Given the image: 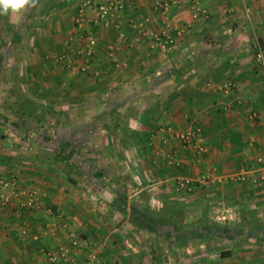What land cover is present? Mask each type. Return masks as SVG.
<instances>
[{
    "label": "crops",
    "instance_id": "1",
    "mask_svg": "<svg viewBox=\"0 0 264 264\" xmlns=\"http://www.w3.org/2000/svg\"><path fill=\"white\" fill-rule=\"evenodd\" d=\"M170 1V9L162 13L155 8L156 0H125L123 11L100 20H95V8H88L87 31L98 40L91 74L80 69L85 56L79 50L85 45L86 31L76 22L68 34L79 38L68 47L67 34L58 48L59 33L38 38L23 33L31 24L27 14L19 18L0 15V177L17 176L10 191L35 189L41 194V205L28 208L23 206L25 196L5 200L0 187V264H264V237L250 235L254 219L264 231V66L256 58L257 45L264 47V0H198V5L192 0ZM50 2L59 16L63 13L52 23L62 32L70 27L67 12L73 8L77 13L81 3L40 0L41 5ZM45 16L42 25L48 21ZM132 17L149 29H171L173 50L153 46L149 37L132 44L137 33L130 23ZM178 29L182 34H177ZM110 44L115 46L113 51ZM53 47L64 50L74 60L72 66L49 63L48 52ZM5 58L24 62L11 65L10 61L7 68L2 64ZM77 75L80 80L74 78ZM69 87H76L73 96L88 100L51 99ZM18 92L41 104L40 123L16 103ZM52 105L65 109L62 120L64 116L70 119L71 128L41 126L43 121L59 118L46 113ZM84 107L90 108L89 115L83 114ZM32 125L40 133H34ZM102 127L104 149L90 151L103 156L105 169L92 162L103 174L102 193L107 202L100 199L93 180L88 186L95 188L94 195L87 196L86 182L74 174L76 168L82 172L79 165L71 164L67 170L66 155L59 145L71 133L75 149L86 151L76 145L81 138L94 141ZM162 127H201L208 152L198 158L191 150H181L168 131H160ZM44 128L53 138L49 146L43 143ZM119 140L123 141L121 148H116ZM133 140L137 141L133 154L141 163L140 171L147 182L155 181L142 186V179L138 183L135 178L136 186L142 187L137 189L140 201L149 200L151 193L140 191L151 186L158 190L154 195L161 199L162 208L172 203L185 205L186 219L194 221L191 225L207 209L212 219L241 234L234 239H193L180 244L169 235L133 224L130 214L116 205V200L125 198L109 197L113 194L105 189L117 184V176L120 185H131L125 180L129 171L122 165L123 158L117 168L111 163L116 153L131 157L126 145L135 144ZM170 155H177L180 164H171ZM208 169L220 174L244 171L247 178L199 182L198 177ZM178 175L193 178L192 190L178 191ZM127 202L131 208L132 201ZM49 207L61 216L50 215ZM113 209L124 219L120 225L114 221ZM54 220L58 228L51 232ZM74 232L79 242L73 245L71 256L52 261L49 254L70 245ZM222 249L230 253L222 255Z\"/></svg>",
    "mask_w": 264,
    "mask_h": 264
},
{
    "label": "built area",
    "instance_id": "2",
    "mask_svg": "<svg viewBox=\"0 0 264 264\" xmlns=\"http://www.w3.org/2000/svg\"><path fill=\"white\" fill-rule=\"evenodd\" d=\"M194 4L198 5V0H192ZM247 1V0H244ZM155 8L160 10L162 13L167 12L171 7V1L170 0H156L155 2ZM95 8V20L105 19L108 16L114 15L115 13L119 11H123L126 8V2L125 0H102L99 2H96L95 0H83L79 6V9L77 11L76 15V23L80 28H83L86 32V35L83 36L85 39V45L83 48L79 50L81 54L85 56V62L80 66L81 71L87 72L91 69V62L94 50L96 46L98 45L97 38L90 34L87 30V21H86V12L88 8ZM130 23L134 29H136L137 33L132 38L131 43L135 44L140 42L144 37H149L152 39L153 46L161 48L163 51L171 52L174 48V38L172 35V30L168 27L165 28L162 31L149 29L145 25L143 21H140L136 19L135 17H132L130 19ZM177 34H182V30L178 29ZM76 41V36L74 34H71L65 42V45L68 47H71ZM115 48L114 44L109 45V49L113 51ZM67 54L63 53L60 55V58L64 60L66 58ZM256 58L257 61L264 66V47L261 44L257 45V52H256ZM160 131H168L171 134V137H173L176 141L179 143V148L181 150H191L193 151L198 158L203 157L207 152L208 148L204 144V135H203V129L201 127H196L193 129L188 130H172L170 127L168 128H161ZM167 141V140H166ZM165 141V142H166ZM170 162H176L177 164H180L181 160L177 157V155L172 158V155H170ZM263 158H259V161H262ZM247 175L246 172H236L234 174H220L216 172V170L208 169L205 173H203L201 176L198 177V181L204 184H207L211 181H214L216 179H219L223 182H229V181H244L246 180ZM17 176L11 175L10 177H0V187L3 189L4 192H2V197L5 200H8L11 196H18L23 195L25 196L23 201V206L32 208L41 205V194L35 189H23L18 190L14 189L13 191H10L9 189L17 184ZM176 185L179 190L184 191H190L192 190V183L193 178L186 176V175H178L175 179ZM47 212L55 217L61 216V214H58L56 210L49 207L47 209ZM225 218V217H223ZM218 219H221L218 217ZM58 228V223L56 220H54L50 224V230L51 232H55ZM72 243L70 245L61 246L58 251L55 253H50V259L52 261H56L57 258H64L65 260L68 259L71 256L72 247L73 245L78 244V236L74 232L72 233ZM95 252V250H94ZM94 255L96 254L93 253Z\"/></svg>",
    "mask_w": 264,
    "mask_h": 264
},
{
    "label": "rangeland",
    "instance_id": "3",
    "mask_svg": "<svg viewBox=\"0 0 264 264\" xmlns=\"http://www.w3.org/2000/svg\"><path fill=\"white\" fill-rule=\"evenodd\" d=\"M68 1L70 2V0H68ZM76 1H80V3L82 2V0H76ZM72 9L73 8H70L69 9L70 11L67 12L69 14L66 17V19H68V21L70 22V27H68V28L67 27H64L63 28V31L60 32V30H57V28L54 27L53 26L54 24H52V23H55V20H58L59 17L61 18V14L63 15V13H60V16H59V13L56 12L55 9H54V4H51V2H50L49 4H42L41 5L40 0H39L37 6L35 8H31V10L29 12L26 11V12H24L21 15V16H23L24 14H27L29 16L28 17L29 20H31V24L25 27L26 29H25V31L23 33L27 37H33L34 36L36 38H38L40 36H47L48 34L55 35V34L59 33L60 34V39H61L60 42L58 43V48H59V44L65 39L64 38L65 35H67L69 33V30L71 28V25L73 27V22H76V15H77V13H76V10L72 11ZM74 12L76 13L75 15H74ZM43 13L46 14L45 17L48 16V21H47V23H45V24L42 25L41 24V19H42V14ZM73 15H74V18L72 19V16ZM87 28H89V27L87 26ZM81 29L84 30L83 28H81ZM69 36H71V34H68V37ZM67 38H66V40H67ZM77 38H79V37H76V40H77ZM1 48H5V44H3ZM58 48H57V51L54 50V47H53V49H50L49 50V52H48V56H49L48 57V61H49V63L52 62L54 64V66H55L56 64H58V62H63V64H65L66 67L68 65L72 66V63H73L74 60L70 59L68 55L66 56V58L64 60H62L60 58V55L63 54V53H65V52H64V50L62 52H60L61 49H58ZM75 48H78L77 45H76ZM10 61H12V60L5 58L4 61H2L3 66L9 68V66H11L13 64L14 65H18L17 63L24 62V60H22V59L21 60H18V59L15 60L14 59L12 61L13 63H11V65H10V63H9ZM15 67H17V66H15ZM49 67H50V65H49ZM67 70L68 69H66V71ZM4 76L7 77V81H9V79H8V76H9L8 75V72H6V74ZM70 77L71 76L66 75V72H65V78H67L66 80L69 79L71 81ZM74 78L80 80V78H79L78 75L76 77H74ZM12 81H13V77H12ZM62 92H58V94H55L54 93L53 95L50 94L51 95L50 96L51 99H55V98L58 97V100H62V101L68 100V102H70L72 100L75 101L76 98H82L83 99V97H84L85 98V101L88 100V97L87 96H80V97L79 96L78 97H75L76 95L73 96L72 93L76 92V87L73 88V89H72V87L71 88L69 87L68 89L66 88V90L65 91H62ZM50 103H51V101H50ZM66 109L68 110V109H70V107H68ZM89 109L90 108H88V107H84L82 109L83 110V114L89 115V113L87 112ZM46 113L49 114V115H53L54 117L59 116V118L58 119H55V120L52 118V119L49 120V122H47V121L44 122L43 121V124H41V126H47L48 128L53 127V129L57 128V126L59 128H61V127L62 128L63 127H65V128H71L72 123H71L70 119H67V117L64 116L65 118L62 120V115H66L67 114L65 112V109L64 108H57L55 105H52V106H49V108H48V110H47ZM53 121H56V122L53 123ZM102 126H104V125L102 124ZM103 130H104V127H102L99 130V132L101 134L98 135V136H96V137H94V141H92L89 138H81L80 141H79L80 143H78L76 145V147L80 146V147L84 148L87 153H92L93 150H94V152L96 150L97 151L103 150L104 149V143H105V140H104V137H103V133H104ZM122 140L124 141V139H122ZM122 140H119L118 142L115 143L116 146H117L116 148H121V145H122V142H123ZM114 142H115V140H114ZM133 142L135 144L132 145L130 143V145H128V146L126 145V143H123V145L124 144L126 145V149L128 148V149L131 150V153H130L131 154V157L130 158L129 157L128 158H124V157H126L124 154H122V153H116L113 156L114 162L111 163V165H114V166H116L115 168H117L119 165H117L116 163L117 162L120 163L121 160H122V158H123L122 165L125 166V168L129 171V173H127L126 176H125V178H126L125 180L130 181L131 182L130 183L131 185L130 186L129 185H126V184L124 185L123 183H121V185H120V180H119L120 177L117 176V177H115L118 180L117 184L116 185L110 184L105 189L108 190L109 192H111L113 194V196H109V197H116L117 196L116 198H121V199H124L125 198L128 201L131 200L132 201V206L144 208V207H146L149 204L153 208L160 209L163 206V204L160 203V200L161 199L159 197H156L154 195L155 191L158 192V190H156V189L153 190V188L151 186L147 187V189L145 188V189L141 190L142 192L140 191V194L143 193V192H149V194L151 193L149 195V197H148L149 200H147V201L146 200L145 201H140V197H137V195H138L137 194V189L138 188H142V187H137L136 186V184H135L136 181H134L135 178H137L136 180H137L138 183H140L139 181L142 179V181H141L142 182L141 183L142 186H147L150 183H149V181L147 182L146 175L145 174H142L143 172L140 171V169H139L141 163L139 162V159L137 158L136 154L135 153L133 154V151H136V148H134V147H136L137 141L136 140H133ZM90 148H93V150L90 151L91 150ZM93 154L94 153H92V155L89 154V157L95 162V164H97V165L100 164V166H102L101 168L102 169H105L104 168L103 156L102 155H98V154L97 155L96 154L93 155ZM98 159H100V161ZM60 162H61V160H60ZM66 164H67L66 165V169L67 170H68V168L72 167V165L70 164L69 160L66 161ZM76 169H75V173L74 174L77 175L83 182L84 181L86 182L85 183L86 186L84 187V190H85L87 196L90 197V196L94 195L95 188H92V187L88 186V185L91 184V179L87 176V174H85L83 172H79ZM108 171L110 172L111 169H109ZM104 175H105V173H104ZM151 182H153L151 184H154L155 183L154 180L151 181ZM157 182H156V184H157ZM148 190H150V191H148ZM102 191L103 190H100V193H99L100 199L107 202L108 201V198H107V196H105L102 193ZM178 191L181 192L182 194L183 193L184 194L186 193V191H184V190H178ZM100 202L101 201H98L99 204H100ZM184 206L185 205H181L182 208H184ZM115 211H116L115 209L112 210V213H114V215L117 214L116 215V218H114V221H116L117 225H120L124 221V219H122V216L117 211L116 212ZM184 220L188 224L189 223L191 224V223L194 222L193 220H191V218L190 219L189 218L186 219V214L184 215ZM214 240H217V239H214ZM211 242H214V241L212 240ZM219 242H220V240H219ZM94 243H95V241H94Z\"/></svg>",
    "mask_w": 264,
    "mask_h": 264
},
{
    "label": "trees",
    "instance_id": "4",
    "mask_svg": "<svg viewBox=\"0 0 264 264\" xmlns=\"http://www.w3.org/2000/svg\"><path fill=\"white\" fill-rule=\"evenodd\" d=\"M86 73L91 74L89 71ZM16 103L20 105L24 113H28V116L32 118L33 121L40 123L42 117L39 110L40 108H43L41 107V104L37 103L33 98L31 99L23 96L19 92L17 93ZM34 125H32L31 130L34 133L39 132V128H34ZM44 129L43 135H45V138L43 143L44 145L49 146V141L53 138H51L49 134H46V132H48V128ZM54 140L56 141V139ZM74 143H76V141L73 140L72 134L70 133L68 139L59 144L61 145V148L64 149L63 152H65L66 160H69L70 164H78L80 170L93 180L99 190H102L104 187V178L103 174H101V170L93 164V160L89 157V153L82 150L79 152L77 148L75 149ZM74 154L77 155L74 157ZM70 178L72 179L71 176ZM116 205L122 213L130 214L129 218L133 224L139 226L140 228L148 229L154 233H164L169 235L172 237L174 242L180 244H184L186 241L193 239H201L203 241H209L215 238L234 239L239 235V233L241 234L240 230L232 227L231 225L219 224L216 220L212 219L209 215V210L207 209L204 210L202 218L195 224L191 225L187 224L184 220L185 209L177 203L165 204L164 208L161 210H157L158 208L155 209L149 204L144 208L136 206H131L130 208L127 199H124L123 201L116 200ZM169 213H171L172 217L168 216ZM253 222L255 226L252 228V233L250 232V235H255L258 238L261 236L264 237V231L262 230L260 222L256 219H254ZM257 230L259 233L255 232ZM221 253L222 255H228L230 250L222 249Z\"/></svg>",
    "mask_w": 264,
    "mask_h": 264
},
{
    "label": "clouds",
    "instance_id": "5",
    "mask_svg": "<svg viewBox=\"0 0 264 264\" xmlns=\"http://www.w3.org/2000/svg\"><path fill=\"white\" fill-rule=\"evenodd\" d=\"M39 0H0V15L19 18L29 8H35Z\"/></svg>",
    "mask_w": 264,
    "mask_h": 264
},
{
    "label": "water",
    "instance_id": "6",
    "mask_svg": "<svg viewBox=\"0 0 264 264\" xmlns=\"http://www.w3.org/2000/svg\"><path fill=\"white\" fill-rule=\"evenodd\" d=\"M108 195H110L111 193L110 192H107Z\"/></svg>",
    "mask_w": 264,
    "mask_h": 264
}]
</instances>
